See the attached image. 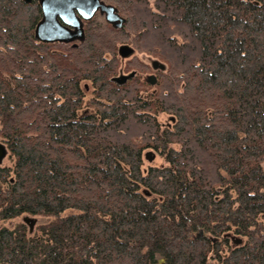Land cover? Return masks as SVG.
<instances>
[{
    "label": "trees",
    "instance_id": "1",
    "mask_svg": "<svg viewBox=\"0 0 264 264\" xmlns=\"http://www.w3.org/2000/svg\"><path fill=\"white\" fill-rule=\"evenodd\" d=\"M101 1L0 0V264H264V0Z\"/></svg>",
    "mask_w": 264,
    "mask_h": 264
},
{
    "label": "water",
    "instance_id": "2",
    "mask_svg": "<svg viewBox=\"0 0 264 264\" xmlns=\"http://www.w3.org/2000/svg\"><path fill=\"white\" fill-rule=\"evenodd\" d=\"M42 18L36 25L37 37L46 42L71 41L83 35V20H88L97 11L105 14L106 20L120 27L123 17L116 11L114 5L101 0H40ZM133 52L128 44L119 47L121 56L126 57ZM156 66V64L154 63ZM148 80L154 83L155 75H149ZM7 154V148L0 142V163Z\"/></svg>",
    "mask_w": 264,
    "mask_h": 264
},
{
    "label": "rangeland",
    "instance_id": "3",
    "mask_svg": "<svg viewBox=\"0 0 264 264\" xmlns=\"http://www.w3.org/2000/svg\"><path fill=\"white\" fill-rule=\"evenodd\" d=\"M101 34V33H99ZM132 57V54L129 55V56H126V57H123V62H126V59H130ZM148 59V58H146ZM149 63H152L151 60H148ZM151 74H154L153 71L149 72L148 75H151ZM89 91L87 92V96L89 97V95L91 94V87L89 86ZM160 120L163 122V123H168L170 122V116L167 115V114H161L159 116ZM147 157L145 159V164L146 165H150V164H158L161 162V159L157 156V154L153 151H148L146 153ZM47 219L46 218H43V217H38V216H31V215H23L21 217H18V218H15V219H11L9 221L6 222V225L7 226H13L16 221H23L26 223L27 227H28V231L29 232H32L35 228V226L38 224V223H41V222H44L46 221Z\"/></svg>",
    "mask_w": 264,
    "mask_h": 264
},
{
    "label": "flooded vegetation",
    "instance_id": "4",
    "mask_svg": "<svg viewBox=\"0 0 264 264\" xmlns=\"http://www.w3.org/2000/svg\"><path fill=\"white\" fill-rule=\"evenodd\" d=\"M151 62H153V61H151ZM155 63H156V62H155ZM153 64H154V63H153ZM156 64H157V63H156ZM148 74H149V73L146 74L147 78H149V77H148ZM3 161H4V160H3Z\"/></svg>",
    "mask_w": 264,
    "mask_h": 264
},
{
    "label": "bare ground",
    "instance_id": "5",
    "mask_svg": "<svg viewBox=\"0 0 264 264\" xmlns=\"http://www.w3.org/2000/svg\"><path fill=\"white\" fill-rule=\"evenodd\" d=\"M85 21V20H84ZM122 58V57H121Z\"/></svg>",
    "mask_w": 264,
    "mask_h": 264
}]
</instances>
